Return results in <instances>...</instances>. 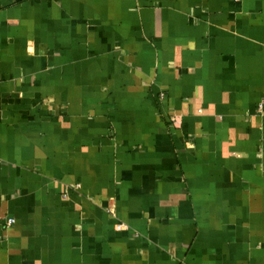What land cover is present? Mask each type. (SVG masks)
Masks as SVG:
<instances>
[{
    "label": "crops",
    "instance_id": "crops-1",
    "mask_svg": "<svg viewBox=\"0 0 264 264\" xmlns=\"http://www.w3.org/2000/svg\"><path fill=\"white\" fill-rule=\"evenodd\" d=\"M0 264H264V0H0Z\"/></svg>",
    "mask_w": 264,
    "mask_h": 264
},
{
    "label": "built area",
    "instance_id": "built-area-1",
    "mask_svg": "<svg viewBox=\"0 0 264 264\" xmlns=\"http://www.w3.org/2000/svg\"><path fill=\"white\" fill-rule=\"evenodd\" d=\"M262 108H263V104L261 103V104L259 105V109H262ZM15 222H16V220H15L14 218H8V219H6V221H5L6 226H8V227L14 225Z\"/></svg>",
    "mask_w": 264,
    "mask_h": 264
}]
</instances>
